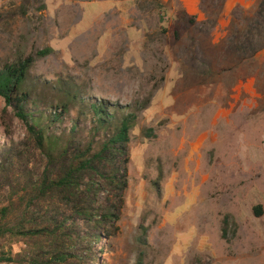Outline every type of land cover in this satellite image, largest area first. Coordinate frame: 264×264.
<instances>
[{"label": "rangeland", "instance_id": "rangeland-1", "mask_svg": "<svg viewBox=\"0 0 264 264\" xmlns=\"http://www.w3.org/2000/svg\"><path fill=\"white\" fill-rule=\"evenodd\" d=\"M108 3L0 0V68L32 55L34 78L73 81L137 115L113 234L91 240V254L59 230L5 235L0 251L17 254L0 264H264V0L227 31L221 0ZM4 105L0 206L10 223L42 225L53 202L33 205L27 190L46 160ZM58 247L66 260L49 259Z\"/></svg>", "mask_w": 264, "mask_h": 264}, {"label": "trees", "instance_id": "trees-1", "mask_svg": "<svg viewBox=\"0 0 264 264\" xmlns=\"http://www.w3.org/2000/svg\"><path fill=\"white\" fill-rule=\"evenodd\" d=\"M51 50L48 46L37 53ZM33 60L28 55L0 68L2 115L9 105L46 160L29 185V202L49 200L53 205L46 223L29 226L22 218L10 223L7 205L0 206V237L52 236L59 230L70 241L84 242L81 248L91 254L90 241L113 234L124 204L130 130L137 115L127 105L82 94L73 81L59 78L45 84L30 74ZM38 87L51 96H38ZM6 156L8 151L0 156V169ZM259 208L255 205V212ZM68 252L72 251L54 248L49 259L64 261ZM15 254L0 251V263L13 262Z\"/></svg>", "mask_w": 264, "mask_h": 264}, {"label": "crops", "instance_id": "crops-1", "mask_svg": "<svg viewBox=\"0 0 264 264\" xmlns=\"http://www.w3.org/2000/svg\"><path fill=\"white\" fill-rule=\"evenodd\" d=\"M108 1H109L108 7H110L112 0H108ZM162 1L166 2V0H162ZM196 1L197 0H195V2ZM255 2H256V0H221V3H222L221 12L223 13L224 18L222 21H220V24H221L220 26L223 27V29H225L226 31L236 28L237 24L232 22V20H233L232 17L235 14L242 16L243 14H245L246 11L249 10L248 8H250ZM214 3H215V1H214ZM190 5H192V4H190ZM188 8L192 9L193 7H188ZM117 10H118V13L120 15V13L121 12L123 13L125 9L122 10V9L118 8ZM99 15H102V12L99 13L97 16H99ZM126 21L129 22V18ZM215 27H216V25L214 24L212 26V28L215 29ZM214 41H215L214 39L211 40V42H214Z\"/></svg>", "mask_w": 264, "mask_h": 264}]
</instances>
